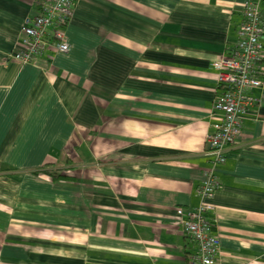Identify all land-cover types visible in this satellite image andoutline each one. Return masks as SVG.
<instances>
[{
    "label": "crops",
    "instance_id": "0c3cea01",
    "mask_svg": "<svg viewBox=\"0 0 264 264\" xmlns=\"http://www.w3.org/2000/svg\"><path fill=\"white\" fill-rule=\"evenodd\" d=\"M248 1L76 0L70 50L32 64L11 54L36 0H0V264H188L177 211L201 203L214 63ZM252 94L216 170L221 264H264V85Z\"/></svg>",
    "mask_w": 264,
    "mask_h": 264
},
{
    "label": "built area",
    "instance_id": "2783aa9c",
    "mask_svg": "<svg viewBox=\"0 0 264 264\" xmlns=\"http://www.w3.org/2000/svg\"><path fill=\"white\" fill-rule=\"evenodd\" d=\"M263 0H250L243 6V20L236 30L230 51L215 61L217 87L214 110L221 113L207 135V153L211 166L205 170V180L198 189V208L179 209L177 216L184 233L195 244L188 264H221L220 238L209 218L212 200L221 188L217 166L227 160V151L242 134L243 121L257 98L254 89L264 85V9ZM76 0H36L37 11L27 16L22 25L18 48L11 57L36 64L49 48L65 53L70 50L65 28L73 14Z\"/></svg>",
    "mask_w": 264,
    "mask_h": 264
},
{
    "label": "trees",
    "instance_id": "16d2710c",
    "mask_svg": "<svg viewBox=\"0 0 264 264\" xmlns=\"http://www.w3.org/2000/svg\"><path fill=\"white\" fill-rule=\"evenodd\" d=\"M39 172H40V171H39ZM41 172H44V170L41 171ZM45 172H48L49 174L51 173L50 171H45ZM54 178H55V179H64L63 176H55Z\"/></svg>",
    "mask_w": 264,
    "mask_h": 264
}]
</instances>
